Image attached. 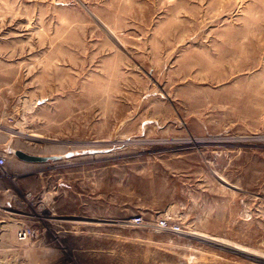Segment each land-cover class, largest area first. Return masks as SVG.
<instances>
[{"label": "rangeland", "instance_id": "374dc122", "mask_svg": "<svg viewBox=\"0 0 264 264\" xmlns=\"http://www.w3.org/2000/svg\"><path fill=\"white\" fill-rule=\"evenodd\" d=\"M0 154V264H264V0H0Z\"/></svg>", "mask_w": 264, "mask_h": 264}, {"label": "water", "instance_id": "95a60500", "mask_svg": "<svg viewBox=\"0 0 264 264\" xmlns=\"http://www.w3.org/2000/svg\"><path fill=\"white\" fill-rule=\"evenodd\" d=\"M14 154L21 160L25 162H46L48 160H57L60 158V155H39V154H30L23 150L16 149L14 150ZM72 152H68L66 156L72 155Z\"/></svg>", "mask_w": 264, "mask_h": 264}, {"label": "built area", "instance_id": "2783aa9c", "mask_svg": "<svg viewBox=\"0 0 264 264\" xmlns=\"http://www.w3.org/2000/svg\"><path fill=\"white\" fill-rule=\"evenodd\" d=\"M6 163V156L4 154H0V168H2Z\"/></svg>", "mask_w": 264, "mask_h": 264}, {"label": "bare ground", "instance_id": "6f19581e", "mask_svg": "<svg viewBox=\"0 0 264 264\" xmlns=\"http://www.w3.org/2000/svg\"><path fill=\"white\" fill-rule=\"evenodd\" d=\"M35 137V136H34ZM13 151V150H12ZM60 157H62V154L60 155Z\"/></svg>", "mask_w": 264, "mask_h": 264}]
</instances>
